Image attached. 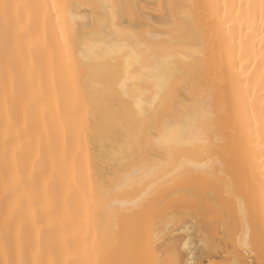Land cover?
<instances>
[{"label": "bare ground", "instance_id": "6f19581e", "mask_svg": "<svg viewBox=\"0 0 264 264\" xmlns=\"http://www.w3.org/2000/svg\"><path fill=\"white\" fill-rule=\"evenodd\" d=\"M260 2L0 0V264H261Z\"/></svg>", "mask_w": 264, "mask_h": 264}, {"label": "snow or ice", "instance_id": "6c2138e0", "mask_svg": "<svg viewBox=\"0 0 264 264\" xmlns=\"http://www.w3.org/2000/svg\"><path fill=\"white\" fill-rule=\"evenodd\" d=\"M207 7H213V6L208 5ZM241 7H243V5ZM247 8H248L249 18H251L254 15L252 10L254 8H258L259 19L262 25L261 32L264 33V0H261L259 5L249 4ZM237 15H239V13ZM7 33L8 32L5 33L6 36H7ZM182 34L186 36L187 32H184ZM180 42H183V41H180ZM261 46H262V49H264V35L261 36ZM198 55L199 53L196 51L195 48H190L185 53V58L191 57L195 59L196 57H198ZM172 59L173 57L170 55L161 57V58H156V57L153 58L154 60L153 71L155 73V76L157 77L156 84H157L158 90H163L165 87L168 86L169 76L167 73V69L171 67ZM261 61H262V65H264V50H262L261 52ZM241 71H243V66L241 68ZM259 83L261 84L262 87H264V71H262L260 74ZM126 84H127V80L120 83V88L124 91H127ZM260 95H261V105H260L259 115L257 117V113L253 111L249 114V120L250 121L256 120V130L259 132H264V91H262ZM241 99L242 97L240 96L237 97L238 102ZM137 109L142 111V106L138 104ZM193 111L195 112L197 116V119L194 121L195 127L193 131L195 132L197 138L199 139L201 143L207 144L208 141L206 137L208 133L206 131V126L209 121V116L207 114L201 115L200 109L198 107L194 108ZM150 134H153V133H150ZM251 134L252 133H250V135ZM157 142L164 143L165 141L163 138H161ZM259 147H260L261 153H264V144H260ZM211 163L212 162L209 161L208 164L204 165V167H210ZM260 165H261V176L264 177V159L260 160ZM125 179H130V177L125 178ZM262 187H264V184H262ZM152 190L153 189L149 188V191L145 192L144 195H148ZM262 213H264V202H262ZM227 228H228V225L226 224L225 229ZM2 239H3V248H4L5 254L14 257L18 249V244H17V241H15L12 238L11 233L8 228L5 229ZM241 247L245 250H248L250 248V239L248 235L243 236ZM9 264H14V258L9 260ZM36 264H43V262L38 260ZM124 264H146V262L143 260H136V261L124 262ZM157 264H177V262L174 259H167V260L157 261ZM261 264H264V260L261 261Z\"/></svg>", "mask_w": 264, "mask_h": 264}]
</instances>
